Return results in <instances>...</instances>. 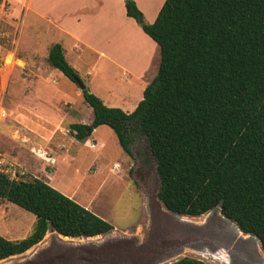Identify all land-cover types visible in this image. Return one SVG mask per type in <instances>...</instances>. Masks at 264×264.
<instances>
[{
	"label": "trees",
	"instance_id": "1",
	"mask_svg": "<svg viewBox=\"0 0 264 264\" xmlns=\"http://www.w3.org/2000/svg\"><path fill=\"white\" fill-rule=\"evenodd\" d=\"M124 8L157 44V72L132 112L82 91L93 118L70 124L71 136L85 141L107 125L129 157L145 136L165 208L198 217L219 207L264 251V0H164L152 23L134 0H124ZM47 62L72 82L80 79L60 43L49 48ZM0 200L35 217L24 238L0 235V261L38 244L51 228L72 237L113 229L38 177L0 170ZM169 264L208 263L181 257Z\"/></svg>",
	"mask_w": 264,
	"mask_h": 264
},
{
	"label": "rangeland",
	"instance_id": "2",
	"mask_svg": "<svg viewBox=\"0 0 264 264\" xmlns=\"http://www.w3.org/2000/svg\"><path fill=\"white\" fill-rule=\"evenodd\" d=\"M134 1L139 4L146 23L153 22L154 14L159 11L164 2V0ZM41 8L46 12L47 10L55 12L54 7ZM65 8L56 7V13H60ZM122 9L124 11V8ZM112 12L114 16L119 14L121 12L119 5L114 4ZM131 21L139 27L135 20ZM86 23L88 26L96 24V22ZM103 23L105 22H98L96 27L102 30ZM130 23H127L122 15L114 22V27L117 26L118 31H114L113 35L110 32L109 37L112 42H108L106 35L100 30L90 35L88 40L102 49H111L110 52L114 49L115 57L128 70L142 72L148 64V69L142 72L144 75L140 80L144 82L142 84L144 88L157 72L159 51L157 52L154 46ZM62 25L71 27V23L65 21ZM63 39L54 23L40 19L31 11V7L2 5L0 0V65H3L5 60L11 62V66L7 68L6 84H4L5 81H1L0 71V102L6 111V118L0 120V169L7 171L10 176L16 173L17 178L43 179L108 221L113 231L106 236L95 238V241H112L131 235L137 236L142 247L136 248L131 244L119 243L117 250L120 251V257L138 261L123 264H144L147 261L145 257H140L138 250L143 252L151 247L149 245L145 247L144 243L149 238L153 219L156 220L154 222L156 229L153 230L150 239L153 245L155 244L152 248L155 252L157 250L164 252L172 248L175 243L179 244L182 240L193 236L194 231L181 226V222L170 223L176 222L173 217L183 218L200 227H205L211 220L218 218L219 225L226 230L222 234L229 231L231 238L236 239L235 235L247 238V235L237 234L235 224L220 217L219 208L198 217L181 218V216L170 214L157 196L160 180L156 161L150 153L145 136L138 137L132 145L133 156L116 168L113 164L121 160L122 150L116 144L117 141L113 142L111 138L113 130L109 127L104 126L93 134L97 142L105 143L104 159L97 157L98 147L87 148L81 141L71 136L69 132L71 123L91 122L93 115L90 107L84 102L77 84L58 70L54 71L62 75L58 81L60 85L49 86L42 79L49 73L46 60L48 49L53 43ZM152 56V62L147 63ZM97 70L101 71L100 80L94 73L88 77L83 64L79 70L77 69L81 81L88 89L90 80L93 78L105 86L103 91L112 85L115 95L130 98L131 101L137 98V94L133 91L120 88L121 84L114 83L113 80L117 79L121 72L116 66L109 65L106 69L100 66ZM57 145H62L64 148L60 150L56 148ZM53 155L57 158L56 164L50 159ZM94 162L97 165L92 164ZM34 221L35 217L32 213L10 202L0 200L1 236L10 240L22 239L30 233ZM158 223L166 226L167 233H164ZM212 224L214 225L215 222ZM216 235L217 232H214L211 240L215 239ZM249 239L250 246L244 249L245 253L243 252L242 255L256 260L259 248L252 238ZM90 240L87 238L66 239L48 231L31 250L22 255L1 260L0 264L38 256L43 258H39L35 264H83L78 260V256L84 259L90 257L87 254L93 249L91 246L83 247L75 253L66 252L59 256L54 253L56 250L57 252L64 250L66 246H77ZM226 241L223 244L228 243ZM194 246L199 250L186 247L178 257L164 260L165 262L161 264H169L181 257L196 258L208 264H232L233 259L230 255L226 260L218 255L215 259L214 254L207 251L210 246L207 242L194 244ZM143 254L147 255V253Z\"/></svg>",
	"mask_w": 264,
	"mask_h": 264
},
{
	"label": "crops",
	"instance_id": "3",
	"mask_svg": "<svg viewBox=\"0 0 264 264\" xmlns=\"http://www.w3.org/2000/svg\"><path fill=\"white\" fill-rule=\"evenodd\" d=\"M1 4L2 5L6 4L13 7L15 6L31 7V11L40 19L49 21L50 23H54V26L57 27L59 35L61 34L64 37L62 41L58 40L59 42L56 43H60L62 45L66 60L76 70L77 69L79 70V67L83 64V67H85L86 69V75L88 77L91 76L92 73H94L98 76V80H100L99 77L101 75V71H98L97 67L102 66L103 69H106L107 66L109 65L116 66L121 72L118 78L113 80L114 83L121 84L120 88L123 87V89L125 90H130L136 93L137 98L134 99V101H131L130 98H126L124 96L115 95L114 92L112 91V85H109L107 87L108 89H106V91H103L105 90L104 88L105 86L101 85L93 78L90 80L89 83V89H90L89 91L96 94L103 101V103L109 107H118L125 112H132L135 109L138 102L142 99L143 89H144L142 88V84L144 82H140V80L143 78L144 75L142 72L148 69L147 67L148 64L145 65V68L142 69L143 70L142 72H134L128 70L126 66L115 57L114 55L115 52H113L114 49L112 50V52H110L111 49H102L101 47L96 45L93 41L88 40V37L90 35H94L95 32L100 30L96 27V24L98 22L104 21L105 23L101 25L102 30L100 31L104 32L108 42H112L110 41V37H109L110 32L111 35H113L114 31L116 32L118 31V27L116 26L117 29L116 27H114V22L122 15L124 16V19L127 23L131 22L130 24L134 28H136L140 32V34H142V36H144L154 46L156 51L157 52L159 51L157 44L147 34H145L140 27H137L134 21H131L134 19L126 15L124 8V0H1ZM114 4L119 5V7L121 8V12L119 14H115V16L112 12V7H114ZM137 5L140 8L139 4ZM47 6L54 7L55 12L52 13V11L50 10L49 11L47 10L46 12L43 10V8H41ZM56 7H66V8L60 11V13H56L57 12ZM122 8H124V11ZM157 13L158 12L156 11L152 20L155 19ZM63 21L71 23V27L67 28L63 26L62 25ZM86 22H92V23L96 22V24L88 26ZM85 32L86 33L91 32V33L89 35L83 34ZM48 51L46 54V60H47ZM153 56L147 63H149L153 59ZM48 66H49L48 67L49 73L43 76L42 79L46 81V84H48L49 86L60 85L58 81L60 80V78H62L63 74L60 71L59 72L62 75L59 74L57 71H54L57 69L51 67L49 64ZM90 110L93 115L91 108ZM104 126L107 125H100L96 127L92 131L91 135L85 141H81L82 144L87 148L95 149L98 147L99 155L97 157L103 159H104L103 151L105 148V143L102 141L97 142L94 139L93 134L97 133L98 129L104 128ZM110 130L112 129L110 128ZM112 133L113 135L111 134L112 136L111 138L113 142L116 141L118 142L115 133L113 131ZM116 144H118L119 149L122 150L119 142ZM56 148L62 150L64 147H62V145H57ZM120 156H121L120 157L121 160H117L114 162L113 164L114 168H116L118 165L120 166L122 163H126V160L130 158L126 153H124L123 150ZM50 159H52L53 163L55 162L56 164L57 158L54 155ZM92 164H96V162ZM114 168H112L113 171H115ZM69 197L71 198L72 196L70 195Z\"/></svg>",
	"mask_w": 264,
	"mask_h": 264
},
{
	"label": "water",
	"instance_id": "4",
	"mask_svg": "<svg viewBox=\"0 0 264 264\" xmlns=\"http://www.w3.org/2000/svg\"><path fill=\"white\" fill-rule=\"evenodd\" d=\"M75 83L77 84V86L79 87V89L81 91L89 90L88 87L81 81V79L76 78ZM159 201L161 202L160 199H159ZM161 204L165 208V206L163 205L162 202H161ZM217 208H219V207H217ZM165 209L170 214H172L174 216L175 215L181 216V218L182 217H190V216H185V215H181L178 213H174V212L168 210L167 208H165ZM218 213H219L221 218L229 220L228 218L223 216L220 209H219ZM173 218L176 222H170V223H176L177 224V223L181 222L182 223L181 226L188 227L197 234H195L193 232V236L191 238H186V240H182V242H180L179 244L175 243V245H173L172 248H168V250H165L164 252H160V250H157L156 252L152 251L153 250L152 248L154 247L155 244L153 245L150 237L153 233V230L156 229V226L154 225V222L156 220L153 219L152 229L150 231L149 238L144 243L145 247H148V245H149V247L150 246L151 247L147 248V250L143 251V252L138 250V252H140L139 253L140 257H142V258L145 257L147 259V261H145L144 264H161V263L165 262L164 260H168L170 258L174 259V258L178 257L181 253H183V249L186 247L190 248L192 250H199L198 248H196L194 246V244H199L201 242H207L210 244L207 251L214 254L215 259H217L218 256H220V258L226 260V259H228L229 255H230L231 258L233 259L232 264H264V251L260 245L259 240L255 236H252L250 234H245L244 232H242L233 221L229 220L230 222L235 224V226L237 228V234L247 235V238L241 237V235H237V237L235 235L236 239L231 238L229 231L222 234L226 230L224 229L223 226L219 225L220 220L218 218H215V220H211L210 223H207V225L205 227H200L199 225L194 224L191 221L185 220L183 218L182 219H178L177 217H173ZM162 221H164V220H162ZM164 222H169V221H164ZM213 222H215L214 225L212 224ZM158 226H160L163 229L164 233L167 231L166 226L164 224L158 223ZM49 231L54 235L57 234L58 236H60L62 238H66V239H80V238L91 239L89 242L80 243L77 246H75V245H73L71 247L66 246V248L64 250L59 251V252H57V250H56L54 253L57 256H59L60 254L66 253V252L67 253L68 252L75 253V251L77 252L79 249H83V247L91 246L93 249L87 254V255H90V257H88L87 259H84L81 256H78V260H80L83 264H123L124 262L125 263H128V262L135 263V262H138L136 259H127V258L120 257V255H119L120 251L117 250V247H118L119 243L129 244V245L131 244L133 246H136V248L142 247L141 242L139 241V238L135 235H131L129 237H123V239H118V240L115 239L112 241L111 240L110 241H104V240L103 241H97V240L95 241L94 240L95 238L111 234V231H109L105 234L97 235V236H93V237L64 236L62 234L56 233L52 228ZM214 232H217L216 238L211 240ZM218 237H219V239H217ZM175 238H177V237H175ZM249 238H252L258 246L257 248H259V253L257 256L258 258L257 259L255 258L256 260H254V259L251 260V259L246 258L245 256L242 255L243 252L245 253L244 249L245 248L247 249V248H249L247 246H250L251 240ZM128 239H130L131 241ZM180 239H182V238H180ZM225 241L228 243L223 244ZM231 243H234V244H231ZM34 246H31L26 251L31 250ZM25 252L20 253L18 255H22ZM143 253H147V255H145ZM14 256H16V255H12L10 257H14ZM215 256H217V257H215ZM39 258L42 259L43 256L42 257L41 256L33 257L31 259L16 261V262H12L9 264H35V263H37V260ZM117 260H119V261H117ZM175 260H177V259H175Z\"/></svg>",
	"mask_w": 264,
	"mask_h": 264
},
{
	"label": "built area",
	"instance_id": "5",
	"mask_svg": "<svg viewBox=\"0 0 264 264\" xmlns=\"http://www.w3.org/2000/svg\"><path fill=\"white\" fill-rule=\"evenodd\" d=\"M11 54H13V52H11ZM11 66V62L9 60H5L3 65H0V71H1V81L4 82V84H6L7 82V68ZM6 118V111L5 109L2 107L1 102H0V120ZM1 164V161H0ZM1 170V169H0ZM5 173H7V171L1 170ZM16 173H13V176H11L12 178H17Z\"/></svg>",
	"mask_w": 264,
	"mask_h": 264
}]
</instances>
